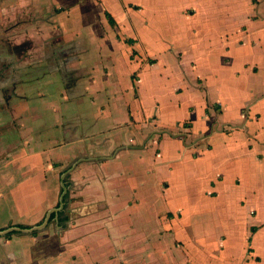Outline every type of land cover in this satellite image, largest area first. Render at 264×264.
Wrapping results in <instances>:
<instances>
[{
  "label": "crops",
  "instance_id": "0c3cea01",
  "mask_svg": "<svg viewBox=\"0 0 264 264\" xmlns=\"http://www.w3.org/2000/svg\"><path fill=\"white\" fill-rule=\"evenodd\" d=\"M0 264H264V0H0Z\"/></svg>",
  "mask_w": 264,
  "mask_h": 264
}]
</instances>
